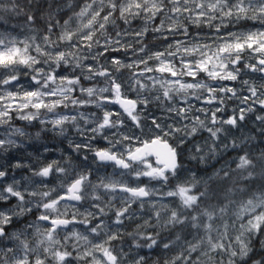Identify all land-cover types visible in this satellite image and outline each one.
Masks as SVG:
<instances>
[{
    "label": "clouds",
    "instance_id": "9594fccd",
    "mask_svg": "<svg viewBox=\"0 0 264 264\" xmlns=\"http://www.w3.org/2000/svg\"><path fill=\"white\" fill-rule=\"evenodd\" d=\"M0 264H264V0H0Z\"/></svg>",
    "mask_w": 264,
    "mask_h": 264
}]
</instances>
